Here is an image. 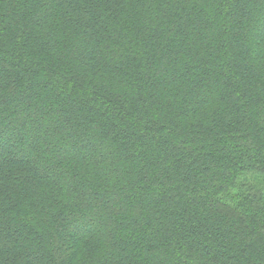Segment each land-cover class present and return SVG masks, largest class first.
I'll use <instances>...</instances> for the list:
<instances>
[{"label":"trees","instance_id":"16d2710c","mask_svg":"<svg viewBox=\"0 0 264 264\" xmlns=\"http://www.w3.org/2000/svg\"><path fill=\"white\" fill-rule=\"evenodd\" d=\"M0 264H264V0H0Z\"/></svg>","mask_w":264,"mask_h":264}]
</instances>
